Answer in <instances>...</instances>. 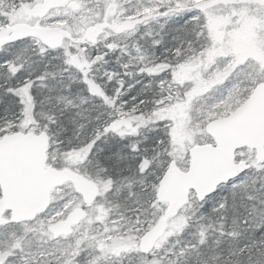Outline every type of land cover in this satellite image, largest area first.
I'll return each mask as SVG.
<instances>
[{
  "label": "snow or ice",
  "instance_id": "obj_1",
  "mask_svg": "<svg viewBox=\"0 0 264 264\" xmlns=\"http://www.w3.org/2000/svg\"><path fill=\"white\" fill-rule=\"evenodd\" d=\"M0 264H264V0H0Z\"/></svg>",
  "mask_w": 264,
  "mask_h": 264
}]
</instances>
